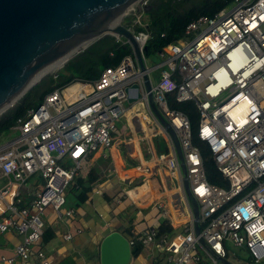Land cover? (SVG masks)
<instances>
[{
  "label": "built area",
  "instance_id": "1",
  "mask_svg": "<svg viewBox=\"0 0 264 264\" xmlns=\"http://www.w3.org/2000/svg\"><path fill=\"white\" fill-rule=\"evenodd\" d=\"M147 1L138 0L130 9L134 10L130 26L142 30L127 26L142 59L150 37L142 21ZM228 7L192 19L181 38L159 50L163 61L158 67L144 63L146 69L141 70L131 49L97 79H75L57 87L17 119L12 129L19 130V136L0 144V233L13 231L20 241L13 256L0 255V264L16 259L51 264L43 249L36 248L44 229L43 214L51 207L59 216L75 215L74 208L65 207L64 190L79 174L82 162L99 150L103 156L109 154L118 122L135 129L139 139L144 131L163 136L167 148L157 162L172 181L168 187L175 190L148 210H136L134 221H144L145 227L128 238L130 247L139 245L152 255L163 253V264H224L228 243L244 248L256 263L264 258V0H235ZM157 68L160 74L153 83L151 73ZM145 76L154 104L178 136L190 194L198 205L197 219L173 140L150 106ZM133 83L141 95L129 103L128 96H137L130 88ZM168 94H174L177 102H194L196 135L207 145L222 186L208 181L201 151L192 143L190 120L168 107ZM93 191L98 193L99 186ZM126 194L121 189L114 203L121 204ZM74 232L80 230L68 231L63 238L70 239Z\"/></svg>",
  "mask_w": 264,
  "mask_h": 264
},
{
  "label": "water",
  "instance_id": "2",
  "mask_svg": "<svg viewBox=\"0 0 264 264\" xmlns=\"http://www.w3.org/2000/svg\"><path fill=\"white\" fill-rule=\"evenodd\" d=\"M137 1L0 0V109L16 93L24 90L41 69L64 56L74 46L82 43L87 46L105 34L124 38L134 51L140 69L145 70L141 51L132 31L122 23L113 25L114 17L129 4L133 5ZM68 60L69 58L66 62ZM42 77L25 89L20 96L39 82ZM144 84L149 92V103L153 113L175 145L185 192L192 201L193 214L197 219L198 205L190 194L178 136L154 104L151 82L146 76ZM130 88L137 92L136 97L128 96L127 98V101L132 103L141 94L137 83H133ZM125 90L128 92V88ZM195 231L197 233L199 231L197 224ZM131 256L132 251L128 238L121 231H110L103 237L99 247L100 264H129ZM224 264L230 263L224 260Z\"/></svg>",
  "mask_w": 264,
  "mask_h": 264
},
{
  "label": "crops",
  "instance_id": "3",
  "mask_svg": "<svg viewBox=\"0 0 264 264\" xmlns=\"http://www.w3.org/2000/svg\"><path fill=\"white\" fill-rule=\"evenodd\" d=\"M118 124L125 126L126 135L115 136L116 143L107 156H103V150H99L89 160L82 162L77 175L86 176L93 168L102 174L100 180L92 185L84 203L88 207L83 208L84 204L68 206L65 202L66 208L76 210L72 218L63 214L57 215L51 207L46 208L43 214L44 229L36 248L43 249L51 264H100L99 247L108 232L114 230L122 232L132 225L131 233L122 232L130 238L134 231L145 227L144 221H134L136 210L142 208L146 211L157 199L170 198L175 192L168 187L172 181L157 162V156L164 152H158L157 140L161 138L164 140L163 136L144 131L143 138L139 139L135 129L123 122ZM124 139L126 141L120 142ZM96 185L99 186V192L95 194L93 189ZM121 189L126 190V197L121 204H115L114 198ZM64 195L66 200L65 190ZM75 229H79L80 232H74L70 239L63 238L65 233ZM0 235L14 241L15 246L20 241V236L13 231H6ZM17 261L18 259L13 264L35 263L34 260ZM163 263V253L155 252L152 255L146 248H141L137 256L132 255L129 262V264Z\"/></svg>",
  "mask_w": 264,
  "mask_h": 264
},
{
  "label": "trees",
  "instance_id": "4",
  "mask_svg": "<svg viewBox=\"0 0 264 264\" xmlns=\"http://www.w3.org/2000/svg\"><path fill=\"white\" fill-rule=\"evenodd\" d=\"M234 1L148 0L147 6L143 11V18L147 24L150 37L143 50L144 56L152 57L166 44L176 42L184 35V29L192 19L202 15L213 16L230 6ZM133 21L134 16H130L128 27L134 31L142 30V27L138 25L130 26ZM130 52L131 47L129 44L117 42L111 34H105L89 43L61 67L63 74L59 83H45L48 77L56 75V72L47 73L39 82L20 96L12 106L6 108L0 114V139L5 133L12 130L18 118L25 117L29 108L37 107L47 93L75 79L95 80L105 68L117 65L121 58ZM56 78H58L57 75ZM166 100L170 109L181 111L188 116L191 124L192 143L199 147L201 151L207 179L211 183H217L222 186L223 178L211 160L207 145L200 141L196 135L198 112L194 102H177L174 94L166 95ZM101 175L99 170L93 168L86 176H76L66 194V204H68L70 195L72 196L70 201L74 206L84 204L92 189V185L100 180ZM165 223H162V228L166 230L167 225ZM132 228V225H129L122 232L131 233ZM131 251L133 256H137L141 251V246H133ZM205 263L207 264V262Z\"/></svg>",
  "mask_w": 264,
  "mask_h": 264
},
{
  "label": "rangeland",
  "instance_id": "5",
  "mask_svg": "<svg viewBox=\"0 0 264 264\" xmlns=\"http://www.w3.org/2000/svg\"><path fill=\"white\" fill-rule=\"evenodd\" d=\"M134 7L136 8L137 4L134 5ZM133 11L134 10H129L126 14L123 15V17L121 19V23L122 24H124L126 26H129V17L130 16H134L133 15ZM142 21L145 22V19L143 17H142ZM132 23L134 24V21ZM132 23H130V24H132ZM130 29L133 30L132 28H130ZM195 34L196 33H194V35ZM84 47L80 48L78 51H81ZM76 54H77V52L72 54V56H70L69 59L72 58ZM143 59H144V63L146 65L150 66V67L155 66L156 63H158L160 61H163V59L160 58L158 53L154 54L152 57H145L144 56ZM59 67L57 69L49 72V73L56 72V75L58 76V78H56V75H52V76H50V77H48L46 79L45 83H48V82L49 83H53V84L59 83V81L61 80L62 74H63L62 68L61 67L59 68ZM160 70H161L160 68H157L156 70L152 71L151 74L153 76V83L157 82V79H158L159 74H160ZM36 93H37V91H36ZM127 105H129V104H126V106ZM118 135H120V136L126 135V131H125V126H122V125L117 123V131L115 133V136H118ZM17 136H19V130L12 129V130H10L9 132H7V133H5L3 135V137L0 139V144L5 143V141L9 140V139L12 140V139L16 138ZM157 145H158L157 146L158 147V152H163V151L165 152L166 151L167 144L162 138L157 140ZM30 183L31 184L37 183L38 185H40L41 184V180H38L37 182H33L32 180H30ZM70 188H71V184H69L65 188V194L68 193ZM26 192H27V188L24 187L23 188V193L26 194ZM70 200H72V196L71 195L69 196V200H68V204L67 205L68 206L69 205L70 206H74V204ZM82 207L83 208H87L88 206L86 204H84V205H82ZM182 229H183L182 227H179L177 229V232H181ZM14 247H15V242L14 241L8 240V238L5 235H0V255L1 254L7 255V256L13 255L14 254L13 253ZM227 249H228V262L230 264H264V258L259 263H256V262H254V260L251 257V255L244 248L235 247L232 244L228 243L227 244ZM19 261H22V260L18 259L17 262H19Z\"/></svg>",
  "mask_w": 264,
  "mask_h": 264
},
{
  "label": "bare ground",
  "instance_id": "6",
  "mask_svg": "<svg viewBox=\"0 0 264 264\" xmlns=\"http://www.w3.org/2000/svg\"><path fill=\"white\" fill-rule=\"evenodd\" d=\"M134 5V4H133ZM133 5L129 4L127 7H125L116 17H114V21H113V25L115 24H120L121 23V19L123 17L124 14H126L132 7ZM85 46V43H82V44H79L77 46H74L72 49H70L64 56L62 57H59L58 59H56L52 64L48 65L47 67L41 69L37 75H35L32 80L29 82V84H27L26 88L27 89L28 87H30V85H32L34 82H36L40 77L46 75L47 73L57 69L59 66L63 65L66 60L72 56V54H74L75 52H77L80 48L84 47ZM24 89V90H25ZM71 89H74L71 88ZM70 88L67 89L65 91V93H68L70 90ZM19 91L18 93H16L12 98L11 100L5 105L3 106L1 109H0V113H2L6 108L10 107V105L12 103H14L18 98L19 96L23 93V91ZM138 107H140V105H138ZM138 112V111H137ZM139 116H141L143 118V120H146L147 117L145 116V114L142 112V111H139L138 112ZM175 122H177V120H175Z\"/></svg>",
  "mask_w": 264,
  "mask_h": 264
}]
</instances>
